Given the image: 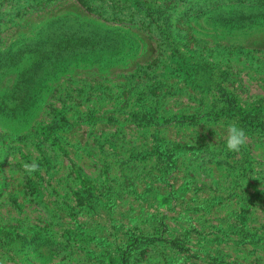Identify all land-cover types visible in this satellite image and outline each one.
Returning a JSON list of instances; mask_svg holds the SVG:
<instances>
[{
	"label": "rangeland",
	"instance_id": "obj_1",
	"mask_svg": "<svg viewBox=\"0 0 264 264\" xmlns=\"http://www.w3.org/2000/svg\"><path fill=\"white\" fill-rule=\"evenodd\" d=\"M227 153L264 162V0H0V264L264 263L232 224L152 240L153 187L205 197Z\"/></svg>",
	"mask_w": 264,
	"mask_h": 264
},
{
	"label": "crops",
	"instance_id": "obj_2",
	"mask_svg": "<svg viewBox=\"0 0 264 264\" xmlns=\"http://www.w3.org/2000/svg\"><path fill=\"white\" fill-rule=\"evenodd\" d=\"M177 147L187 152L199 151L197 147L184 145H177ZM248 150L246 146L241 148L242 152ZM229 157L230 154L227 153L216 158L214 163L216 170L218 169L222 175L218 179L213 176L207 179L206 187L209 189L205 197H201V192H204L205 188L204 183L196 186L195 182H182L181 185H177V189H174L176 186L166 183L165 178L161 181V188L153 187L155 188L153 204L149 208L152 211L150 215L154 217L151 233L153 241L168 243L170 247L198 248L204 241L203 230L208 229L210 232H215L214 236H219L223 226L229 227L232 224L235 228H243L251 232L249 243H227L234 249L241 250L242 247H248V252L245 253H252L264 246V243H254L257 239L254 234L264 229V224L256 219L258 215L264 213V162H252L247 154H241L240 166L232 167L228 161ZM245 157L248 158L245 159ZM244 164L247 166L245 167ZM192 183L194 191L190 197H186L187 195L183 193L189 191ZM179 189L184 191L180 192ZM228 218L232 221L225 223ZM176 222L174 230L179 234L172 239L166 238L170 231L169 225ZM182 224L184 226H181ZM163 259L167 262V257ZM190 264L194 262L190 261ZM225 264L264 263L256 261V258L250 261L243 257L229 256Z\"/></svg>",
	"mask_w": 264,
	"mask_h": 264
},
{
	"label": "clouds",
	"instance_id": "obj_3",
	"mask_svg": "<svg viewBox=\"0 0 264 264\" xmlns=\"http://www.w3.org/2000/svg\"><path fill=\"white\" fill-rule=\"evenodd\" d=\"M246 131L235 123H230L226 129V149L229 152H239L246 144ZM25 172L30 176L32 173L38 171L39 165L35 162L31 164H24Z\"/></svg>",
	"mask_w": 264,
	"mask_h": 264
},
{
	"label": "trees",
	"instance_id": "obj_4",
	"mask_svg": "<svg viewBox=\"0 0 264 264\" xmlns=\"http://www.w3.org/2000/svg\"><path fill=\"white\" fill-rule=\"evenodd\" d=\"M259 125H260V123H259ZM133 242H134V240H133Z\"/></svg>",
	"mask_w": 264,
	"mask_h": 264
}]
</instances>
